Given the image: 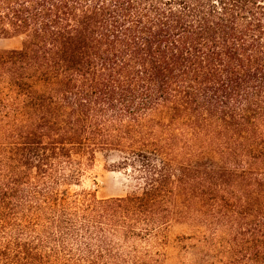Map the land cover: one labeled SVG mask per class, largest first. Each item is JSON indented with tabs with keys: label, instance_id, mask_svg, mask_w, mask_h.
Instances as JSON below:
<instances>
[{
	"label": "trees",
	"instance_id": "16d2710c",
	"mask_svg": "<svg viewBox=\"0 0 264 264\" xmlns=\"http://www.w3.org/2000/svg\"><path fill=\"white\" fill-rule=\"evenodd\" d=\"M0 37V264H165L188 221L264 264V0H0ZM96 151L140 193L71 191Z\"/></svg>",
	"mask_w": 264,
	"mask_h": 264
},
{
	"label": "rangeland",
	"instance_id": "374dc122",
	"mask_svg": "<svg viewBox=\"0 0 264 264\" xmlns=\"http://www.w3.org/2000/svg\"><path fill=\"white\" fill-rule=\"evenodd\" d=\"M21 45V37H0V50L19 49ZM120 156L117 151H96L80 184L70 190H87L98 198L140 193L141 183L131 176L130 169L119 168ZM224 237L221 229L211 233L193 222H172L166 232L165 264H206L202 259L207 256L210 261V255L221 249Z\"/></svg>",
	"mask_w": 264,
	"mask_h": 264
}]
</instances>
